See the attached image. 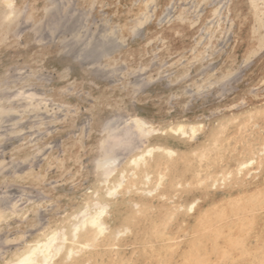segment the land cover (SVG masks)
<instances>
[{"label":"rangeland","instance_id":"1","mask_svg":"<svg viewBox=\"0 0 264 264\" xmlns=\"http://www.w3.org/2000/svg\"><path fill=\"white\" fill-rule=\"evenodd\" d=\"M6 1L0 0V75L6 66L17 67L19 61L28 62L32 70L42 68L44 77L40 76L45 80H55L56 70L72 69L66 80L70 79L75 89L62 94L59 88L52 94L55 101L71 105L74 111L60 122H52V115L42 113L44 120L40 119L46 125L38 128L39 120H34L39 119L38 114L27 113L23 122L14 124L12 112L21 105L3 113L7 116L0 121V134L6 139L0 135V263L50 226L65 227L71 216L76 218L84 205L94 201L95 207L104 210L102 227L98 226L101 232L89 226L90 240L83 241V226L77 224L74 239L86 244V249L76 243L78 252L69 257L63 252V263L79 261L88 254L91 260L87 264H115L117 257V264H146L142 242L135 241L133 250L129 240L140 239V231L145 228L154 236L157 226H162L159 246L168 252L164 260L169 258L171 264H180L178 253L188 245L197 248L201 256L196 264H233L229 261L231 254L221 250L230 247V235H225L222 226L227 224L237 234L236 219L249 216L264 202V192L258 197L249 195V202L255 206L242 212L231 197L257 183L264 168V15L259 21L254 12L242 14L237 10L240 0L233 1L229 17L219 18L215 25L218 8L230 0H217L208 16L202 18L200 13L209 8L208 0H200L186 18L181 17L190 6L181 5L186 0H11L9 5ZM168 7V19L176 18L174 22L165 25L156 21ZM80 13L86 15L84 21L78 20L83 17ZM146 19L149 23L141 28L140 23ZM210 21L213 24L209 26ZM56 22L61 28L50 36V26ZM136 28H141L139 38L152 36L130 45L123 52V60L109 61L93 74L89 67H76L80 62L74 54L87 43L96 47L109 41L107 48L91 57V61L100 62L112 50L110 45L122 46ZM95 29H101L104 36H92ZM79 30L82 34L64 40ZM179 34L184 36L174 40ZM194 35H200L195 46L199 56L184 62L190 56ZM167 39L173 42L160 57L157 46ZM65 41L69 44L68 56H62L68 53L61 49ZM16 72L2 82H10ZM109 75L123 79L111 86L106 81ZM48 82L45 85H53ZM90 97L94 99L92 104ZM56 107L49 113L60 116L63 112ZM114 115L124 122H119L123 125L113 136L103 130V124ZM237 121L241 128L233 133ZM33 122L37 131L31 128ZM50 123H54V130ZM221 124L226 127L219 128ZM51 126L53 131L48 132ZM217 133L225 136L216 140ZM47 134L51 136L43 137ZM38 136V143H29ZM12 137L25 140L8 151ZM111 151L122 156L111 169L101 168L98 158L109 156ZM141 155L145 160H140ZM135 158L139 159L137 163ZM95 207L87 212L95 211ZM196 208L199 214L211 209L210 217H192ZM16 210L22 216L14 221ZM119 242L123 245L118 249ZM100 243L102 248L98 250Z\"/></svg>","mask_w":264,"mask_h":264},{"label":"bare ground","instance_id":"2","mask_svg":"<svg viewBox=\"0 0 264 264\" xmlns=\"http://www.w3.org/2000/svg\"><path fill=\"white\" fill-rule=\"evenodd\" d=\"M199 1L200 0H186V2L184 4H181L183 7L185 5H190V6H187L186 7V10H185V12H183L181 14V17H183V18L188 17L191 14V10L196 6V4ZM233 1H236V0H230V1H228L226 3L225 6H222V7L218 8V11L216 12V15H215L216 17L213 18V21L215 20L214 21V24L211 23V21H210V22H208L209 26L211 24L215 25L216 23H218L219 22V18H222V17L223 18H226V16L229 17V12H231L230 5L233 3ZM240 1H241V5L238 7L237 10H239L242 14H251V13L254 12V13H256L258 15L257 19H259V21L260 20H263V15H264V10H263L264 7H263V4H264V0H243V1L240 0ZM11 2H12L11 0H9L8 2L6 1L7 5L11 4ZM208 2H210V3H208L209 4V8L204 9V11L202 13H200L201 18L202 17H207L208 16V13H209L208 10L209 9H212L215 5H217V0H208ZM170 9H171V7H168V8L163 9L161 15L158 17V19L156 21H160L161 23L163 22V24H165V25L174 22V20L176 18L174 20L171 19V18L168 19V17L170 16L169 15L170 14V11H171ZM150 12H153V10H150ZM68 13L70 14V12H68ZM80 15H82L83 17H81L80 19L78 18V20L79 21H82V19H83V21H84L86 15L84 13H80ZM64 16L67 17L68 14H66ZM242 17H244V16H242ZM138 19H140V18H138ZM179 19H180V16H179ZM132 21H133V23H135L134 20H132ZM149 21H150L149 19H146V20L142 21L140 23L141 26L140 25L139 26L142 28V27H144V26H142V24L145 25V24L149 23ZM65 22H66V19L63 18V24H65ZM79 24L81 25V22ZM84 24L85 23H83V25ZM50 27H51L50 28L51 29L50 30V32H51L50 36L55 35V33H57V31L61 28L60 23H58V22H56L55 24H52ZM141 28L133 29L132 33H130V35L127 36L126 40H124V43L122 44V46L120 44L117 47L114 46L115 47L114 48L113 46L110 45V47H111L110 49H112V50L110 52H108L107 54L103 55L104 59L101 60L100 62H97V60L91 61V57L94 56L95 54L101 53L105 48H107L109 41H107L106 43H102L101 42L102 44H98L96 47H90L91 46L90 43H87L77 53L74 54V57L75 58L77 57L76 60H78L80 62V64L78 62H76L77 63L76 64V67H78V65L79 66L81 65L82 67L83 66L84 67H89L92 70V74H93L95 72L97 73V71H100L101 70L100 67L105 66L106 63H108L109 61H112L114 59L116 61H119L120 59L123 60L121 58L123 56V52L126 49H128L130 47V45H132L137 40L148 39V38H150L152 36L151 34H146L145 36L144 35L140 36L142 39L139 38L138 34H139V29H141ZM184 28H186V26ZM80 30H81V28H80ZM80 30L78 32L77 31L76 32H73V35H71L69 38H64V40H68L69 41L70 39H74V36L75 35L77 36L78 33H81ZM113 30H115V29H113ZM95 31L96 32H94V33L90 32V34L92 33V36H94L95 38L96 37H101V35L103 33L101 31V29H99V30H96L95 29ZM102 36H104V35H102ZM183 36L184 35L179 34V37H176L174 40H177V39H179L180 37H183ZM199 36L200 35H194V37L191 39L192 40L190 42L191 43L190 44L191 45V48H189L190 56L187 59H185L184 62H186V61L189 62V61L195 60L199 56L198 50L195 49L196 48L195 46L198 44V41H197L198 39L197 38ZM111 37H113V36L111 35ZM49 39H50V37H49ZM87 40H89V38H87ZM68 41H65V43L66 42L67 43L66 44L64 43L63 44L64 46H62L61 49H65V51H68L67 50L68 49L67 46L69 45L68 44ZM112 42H114V41H112ZM172 42H173V40H171V39H167L165 41L164 40L163 41H160V43L157 46L158 49L160 50V57H163L164 56V54H165L164 52L169 49V47L171 46ZM97 43H99V41ZM161 49H162V51H161ZM69 54H70L69 51H68V53H65L64 52V54H62V56H68ZM174 60H176V59H174ZM28 64L29 63L26 62V61H24V62L23 61H19V63H17V67H13L14 65L13 66L12 65H8V66L5 67L4 70L2 69V71H1V75H0V121H1V119L5 118L7 116V115L5 116L3 113L11 112L12 110H15L16 107L19 106V105H21V107H18V111L15 110L14 112H12V115L15 116V118L12 119V121H13L14 124L17 123L15 121H21V122H23L22 119H24V117L27 115V113L29 115L34 114V113L35 114H38L37 116H38L39 119H37V118L34 119L35 121L36 120H39L36 123L38 128L42 125V123H43V125H46V123L42 122V119H40V118H43V117H41L42 116V113H48V114L52 115V116L49 117V115L46 114L49 117V120L52 121V122H54V121L60 122L61 120H65L66 118H68L74 112L72 106L71 105L66 106V105L61 104L59 101H55L52 98V94H53V92L57 91V89H59V88L63 90L62 91L63 92L62 94H65L68 91H73L75 89V87L73 88L70 85L71 84L70 83V79H67L66 80V77L68 75L69 70H72V69H67L66 71H61V72H59L58 70H56L55 73H57L56 74L57 76L55 77V80L54 79L53 80L50 79L51 78L50 77L51 75L50 76H47V77H50L48 79H50L52 81L51 82L50 80H48V79L45 80V79H43L40 76V75H43L42 73L40 74V71H41L42 68H39V71L38 70H32V68H30V66ZM109 68L110 67H108V69ZM122 68H123V66H122ZM12 71H15V72L17 71L15 73V75H13V76H15L14 79H12L8 83H3L2 82L3 81V78L5 76H7V77L12 76L11 75L12 74ZM46 71L47 70L45 69V73L48 75V73ZM107 71H109V70H107ZM101 72H105L106 73V71H101ZM106 74L108 75L109 73H106ZM97 75H99V74H97ZM43 77H44V75H43ZM106 78H108V79H106V81L108 80V82H110V85L111 86L114 85L115 83H117L118 81H120L121 79H123V78H121V79L118 78L117 80H115V79H113V76H111V75L107 76ZM48 81H50V82H48ZM60 81L65 82V85L63 84V82H60ZM46 82L52 83L53 85L47 86V85H45ZM68 84H69V87H67ZM28 87H31V89H29ZM28 90H30V91H28ZM76 91H78V90H76ZM90 99H92V98L90 97ZM93 102H94V99L91 100L90 104H92ZM55 104L57 105V107L55 109H59L60 112H63L61 114L59 113L60 116H57V114H56V116H53ZM52 105H53V107H52ZM4 108L6 109V110H4L5 112L3 111ZM50 111H53V112L52 113H49ZM55 113H58V112H55ZM33 116H36V115H33ZM48 117L45 120H48ZM234 117H235V115H234ZM239 118H241V117H239ZM231 119H232V117H231ZM43 120H44V118H43ZM121 120L123 121V118L122 117H119V116H116L115 117V115H114L112 119H109V120L105 121V123L103 124V130L105 132L109 133V134L111 133L112 135L115 134V133H117L116 130H118V128H120L119 127L120 125L121 126L123 125V124H120L119 122H121V123L124 122V121L122 122ZM220 121L221 120H219V122ZM139 122H141V121H139ZM36 124L35 123L33 124V126L35 125L34 127L33 126L32 127L29 126V127H31V128L34 129L36 127ZM50 124H52V126L54 125V123H50ZM52 126H51V128L50 127L47 128V129H49V131L48 130H46V131L52 132L54 130V126H53V130H52ZM218 126H219V128H223V129H224V127H226L225 124L224 125L221 124V125H218ZM240 126H241V123H238V121H237V123H235V125H234V132L233 133H238ZM37 127L34 129L35 131H37ZM256 127H257V125H256ZM84 128L82 129L83 131H84ZM219 128H217V129H219ZM174 129H176V128H174ZM15 130L16 129H14L13 131H15ZM30 130L32 131V129H30ZM169 130H171V129H169ZM134 131H135V129H134ZM30 133H29V136H30ZM147 133H148V131H147ZM1 134H2V132H1ZM35 134H36V132H35ZM14 135H15V133H14ZM182 135H184V134L182 133ZM49 136H51V135L47 134V135H45L43 137L46 138V137H49ZM224 136H225V134H223V136H222V134H218L217 133L215 135V139L216 140H219L220 138H223ZM2 137H4L3 134H2ZM36 138L37 137H35L32 140H30L29 143H31L33 145L36 144V143H38L41 138L39 136H38L37 139ZM4 139H5V137H4ZM24 140H25L24 137H20V138H18V137L16 138L15 137V138H13V142L10 144V146L8 148V151L16 148ZM205 146L207 147V145H205ZM209 146H210V144H209ZM35 147H37V146H35ZM20 148H22V147H20ZM48 148H50V147H48ZM150 150H153V149L150 148ZM210 152H212V150ZM104 155H101L98 158V160H97V158L95 159V160H97V163H99L100 167L101 168H104V169L106 167L109 168V169H111V167H114V165L116 164V162L119 161V159H120L119 157L122 156V155L120 156V154H118V152L117 153L116 152H112V153H110L109 156L106 155L107 157L106 156L103 157ZM101 157H103V158H101ZM140 157H141L140 160H145V159H143V155H141ZM130 159H132V158H130ZM135 160H136V163L139 161V159L137 161L136 158H135ZM134 163H135V161L132 164H134ZM242 163L244 164V162H242ZM237 165H240V164H237ZM237 165L235 164V166H237ZM244 165H246V164H244ZM238 167L240 168L241 165L238 166ZM197 171H198V169H197ZM237 171H236V173H237ZM130 172H131V170H130ZM142 172H144V171H142ZM122 174H123V172H122ZM217 174H219V173H217ZM213 175H215V174H213ZM224 175L226 176V174H224ZM222 177H223V175H222ZM258 180L259 181L257 183H254V184L250 185L249 187L247 186L248 188H245L242 192L235 193V194H232L231 195V197H234L233 198L234 199V202H236L239 205L240 210L242 212L243 211H246L248 208H251L252 209V207L255 206L253 203L251 204L249 202L247 196L254 194V195H257V197H258L259 195H261L264 192V168L259 173ZM2 190H4V189H2ZM8 195L10 196V194H8ZM1 203H3V202L1 201ZM236 203L234 204L235 205L234 207H236ZM246 203H250L249 206ZM261 203L262 204H260L259 206H256V208L253 210V212L249 216L241 215V214H243V213H241L240 214L241 216L236 219L235 231L237 232V234H235L234 233V229L231 228L230 226H228L227 224H225L224 226H222L224 231L221 228V230L225 233V235H230V239L228 241V244L230 245V247H228V246L227 247H223V248H221V250L223 249V251H225L223 254H231V256H230L231 258L229 259V261L231 263H233V264H264V202H261ZM96 204L97 203L93 201L90 204L84 205L79 210V212H78L79 214L77 215V217L74 218V217L71 216L70 217V222L65 227H63L61 229L59 227H55V226H52L51 227L50 226V228L48 229V231H46L45 233H43L41 236H37V237L33 238L24 247H22L20 249H17L15 251H11V253L0 264H87L91 260V258H90V256L88 254H84L83 255V258L81 257L82 259H80L79 261L76 259L78 262L77 261L76 262L69 261L68 263L67 262L63 263L64 260L62 259L61 254L63 252H66L67 253V256L69 257V256L73 255L74 253L78 252V249L76 248V243L77 244H80L81 241H77V240L74 239V236L77 235V224L80 223L83 226V229H84V232H85L84 233L83 241L84 240H86V241H89L90 240V233L92 232L90 230L92 228L89 229L90 228L89 226H91V227H97V231L99 230V234H100V232H101L100 231V227H102L100 225V222H101V217H102V214L104 213V210L100 206L95 207L94 205H96ZM2 206H4V205H2ZM31 206L32 205L30 203L28 205V208L29 207L31 208ZM92 207H95V211L87 212V210L88 209H92ZM189 207H188V210L187 211H190L191 210V207L190 208ZM15 208L17 209V207H15ZM234 210L237 211V209H234ZM241 211H239V212H241ZM234 212L235 211H233L231 213V210H230V213L232 215H235ZM21 213L22 212H20V210H16L14 212V214L12 215V219H14V221L15 220H18L22 216ZM225 213H227V212H225ZM235 213H237V212H235ZM191 214H192L191 215L192 217H195L197 215L196 218H206V219H208L210 217V215H211V209L210 210H206V211H204L201 214H199V210L197 209V210H194ZM28 216H30V214ZM236 216H238V213H237ZM71 218H73V219H71ZM161 218H163V217H161ZM223 218H224V216H223ZM2 219H3V215L0 214V222H1ZM98 226H100L99 229H98ZM179 228L180 229H183L184 227H180L179 226ZM162 229H163L162 226L161 227H158L157 226V230L158 231H157V233H154V236H153L145 228V229H142L140 231V234L141 235H139V238L140 239H141L140 236H142V235L145 238L142 237V240H140V239L137 240V238H134V239L131 238L129 240L130 241L129 244H131V246H133L136 243L135 241L142 242L141 244L143 245V249H144V251H143L144 252V254H143L144 255V259L142 258V260H144L146 264H171V260L169 258H167V259L165 258L166 260H164V257L168 255V252L165 251L162 246H159V244H162V239H163V236H160V234L162 233ZM238 231H240L239 236H238ZM220 235L218 234L217 236L216 235L215 236L217 237V239H219ZM130 237H132V236H130ZM126 240H127V238H126ZM85 243H88V242H85ZM89 245H91V244H89ZM122 245H123V243L119 242L116 245V247L119 249V247H121ZM80 246H81V248L82 247L85 248L84 246H86V244L85 245L84 244L83 245L80 244ZM135 246L132 247L133 250H135L134 249ZM192 247H194V246H192ZM192 247H191V245H188L183 251H181V252L178 253V256H179L178 262L180 264H196V262L198 263L200 261L201 256L197 252V248L192 249ZM101 248H102V245L100 243L98 245L97 249L99 250ZM120 252H119V254H120ZM100 255H101V253L98 252L97 253V256L99 257ZM203 256H205V255H202V257ZM63 258H65V257H63ZM118 258L119 257H117V259ZM117 259L114 260L115 264H117L116 263V260ZM117 262H119V260H117ZM97 264H103V263H99L98 262ZM106 264H109V263H106Z\"/></svg>","mask_w":264,"mask_h":264}]
</instances>
